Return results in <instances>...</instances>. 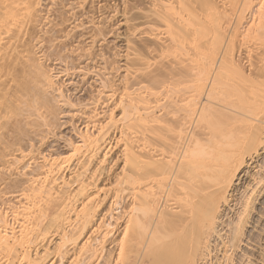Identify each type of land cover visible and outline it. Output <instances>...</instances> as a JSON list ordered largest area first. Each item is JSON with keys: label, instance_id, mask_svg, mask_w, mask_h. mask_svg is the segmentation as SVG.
Instances as JSON below:
<instances>
[{"label": "bare ground", "instance_id": "obj_1", "mask_svg": "<svg viewBox=\"0 0 264 264\" xmlns=\"http://www.w3.org/2000/svg\"><path fill=\"white\" fill-rule=\"evenodd\" d=\"M72 1L59 24L50 18L53 38L42 0H0V131L9 132H0V264H253L254 249L264 264V236L255 234L264 232V0ZM77 14L88 27H73ZM118 14L122 53L104 45ZM56 39L66 44L61 56L76 55L70 64L98 58L103 66L75 108L93 128L73 124L79 145H66L75 158L69 176V157L31 168L25 152L14 162L6 153L25 129L32 134L21 126L24 112L73 100L46 64L45 41L50 51ZM180 115L181 126L169 129ZM115 138L116 196L98 215L96 182L110 169Z\"/></svg>", "mask_w": 264, "mask_h": 264}, {"label": "rangeland", "instance_id": "obj_2", "mask_svg": "<svg viewBox=\"0 0 264 264\" xmlns=\"http://www.w3.org/2000/svg\"><path fill=\"white\" fill-rule=\"evenodd\" d=\"M71 2H73L72 0H69V2H68V0H42V4H43V9H44V14L46 15V13H47V15L45 16L46 17V20H47V22L48 23H52L53 21H55L56 20V18H55V15H56V17H57V19H58V21L56 20V22L59 24V22H60V20H61V17H63V15L65 16L66 15V10H67V8H68V3H69V5L71 4ZM67 4V5H66ZM120 4H122V3H117V6L119 5L120 6ZM67 7L66 9H64L65 7ZM117 7V10H119L118 8H120V10L119 11H121V7ZM61 7L63 8V9H61ZM58 9H59V11H58ZM55 10H57V12L55 11ZM117 10H115L116 12H117ZM64 11V12H63ZM54 12V13H53ZM64 14H63V13ZM63 14L62 16H60V14ZM55 14V15H54ZM60 16V17H59ZM82 15H79V14H77V18H76V20L77 21H75V22H73V23H75V24H73V27L74 26H78V23H80L79 25L80 26H78L80 29L82 28V27H84L85 25H89V18L88 19H86V17H81ZM120 17L122 18V19H120ZM250 16H248V15H246V18H249ZM53 20H51V19ZM83 20H82V19ZM116 18V19H115ZM51 21H50V20ZM60 19V20H59ZM80 19V20H79ZM114 19V21H113V29L114 30H112V32H110L108 35H106V37H105V42H106V44H105V42H104V45L106 46H111V47H113L112 49H116V50H119L120 48V52H118V53H122V51H123V47H124V45H122V44H124L122 41H124V37H126V32H125V30L127 29L126 28V26H124L125 25V23H123V16L121 15V14H118L117 15V17H114L113 18ZM46 20H45V22H46ZM80 22H79V21ZM87 20V21H86ZM116 20V21H115ZM120 21V22H118V21ZM84 21V23H82V22ZM45 23L44 24V26H45V28H47V27H49V29H50V24H48V23ZM87 22V23H86ZM57 23H54L55 24V27H56V24ZM48 24V25H47ZM77 24V25H76ZM81 24H83V26L81 25ZM115 24V25H114ZM118 24V25H117ZM47 25V26H46ZM82 26V27H81ZM114 26H115V28H114ZM55 28L54 26H53V23H52V25H51V31H53V28ZM86 27H88V26H86ZM86 27H84V28H86ZM44 28V29H45ZM79 28H77L76 30L78 31V29ZM82 30V29H81ZM84 30V29H83ZM49 31V30H48ZM77 31H74L75 33L77 32ZM54 31H53V33L52 32H50V34L48 33V35H50V36H58V34L57 33H55L56 35H54ZM52 34V35H51ZM74 34V33H73ZM77 34V35H76ZM73 37H79L80 35H81V32L79 31V35H78V32L76 33ZM47 35V36H48ZM123 35V36H122ZM125 35V36H124ZM50 36H48L49 38H50ZM52 36V37H53ZM47 37V38H48ZM52 37L50 38V40H55V39H52ZM53 37V38H54ZM57 38V37H56ZM71 39H72V36H71ZM123 39V40H122ZM70 40V39H69ZM74 41V38H73V40H70V41H68V45H70V42H73ZM46 42V49H48V52L46 53V51L47 50H45L44 51V53H45V55H46V58H47V60H46V64L49 66V68L53 71V73L56 75V76H58V78L56 77L55 78V80H56V82H57V84L59 83H62V84H58V87L59 86H62V87H64L63 88V90H64V92H65V95L67 96V97H69V99H67V102L68 101H70L71 102V100L73 99H75L74 101L72 100V102L71 103H76L80 98H81V101H78V103H76L77 105H75V107L73 108L72 106H74V105H72L70 102V106H69V104L68 103H66V98L64 99L65 100V105L67 104L68 106H69V108H67L68 106L66 105V106H63V105H61V103L63 102V101H59V98L58 99H56L55 101H54V98L52 97V95H50L52 98H50V99H52L53 101H52V104H53V106L54 105H56L54 108H53V106H52V108H42V106H41V108H40V106H38V105H40V104H38L37 106H38V108L39 109H41V112L39 113V110L37 111V114L39 113V115H37V114H35L36 113V110H34L33 109V107H28V110H30L31 108H32V110H34L35 112H33L34 114H35V116L30 112V111H28V113L30 112L33 116H29V114H28V116H26V112H24L23 113V111H22V116H20V118L21 117H23V114H24V116H25V120H26V122H25V124L23 123V125H21V126H23V128H24V126H25V128H27V129H29V124H30V126L32 125V129L34 130H32L31 129V127H30V130H32V134L31 133H29V132H27L26 131V129H25V131H24V129H22V131H24V133H22V134H20V133H16V132H13L12 134L10 133V135H9V137H13V138H15V137H17L19 134L21 135V137H23V136H25V137H23V138H21V140L23 139V142L21 141V142H19L20 140H19V138H20V135L17 137L18 138V140H17V138H16V140L19 142V143H21V145L19 146V144H18V142H16L13 138H10V139H13V141H15L14 143H16L15 145L17 146H15L12 142V140H10L11 141V143L13 144V146H11V147H9L8 148V150H6V153H7V156L10 154H12L11 156L9 155L8 156V159L10 160V158H11V162L13 161V160H15V158H16V160L18 159V158H21V156L22 155H24L25 153V155H24V157L22 156V159H23V161H24V163H30L31 162V164H32V166H31V168L33 167V166H35V163H37V162H40L41 163V161H42V159H44L43 161H42V163L43 162H45L44 164H42L41 163V165H44L45 166V164L49 161V159H52L51 157H57L56 155H58V154H60L61 155V157H60V162L64 165V163L67 161V159L66 158H68L70 155H69V149L67 150V146L66 145H68L69 143L70 144H73V145H75V147H77L79 144L77 143L78 142V140H79V134L77 133V131L79 132L81 129L83 130V129H88L89 127H90V125H91V127H92V124H90L91 123V121H89L88 122V120H85L86 122L85 123H87V124H85L84 122H83V120L82 119H85V118H78V117H80L79 116V108L81 107V105L83 104V102H85L84 100H86V99H88V97L86 98V96H88L89 95V92H90V89H87L86 87H89L90 85H91V83H93L94 82V84L96 85V86H98L99 85V83L96 81L95 82V80H97V79H99V77L97 76V75H99V74H101V71H103L102 69V67L103 66H99V64L101 65L102 63H101V61H98V58H97V63H96V58H93V59H95V60H93V61H90L89 62V65H91L89 68L90 69H88L87 67L89 66L88 65V62L86 63V62H84V61H82V62H78L79 63V65H75L76 64V61H71V64H70V60L71 59H74V57L76 56H74V55H72L73 53H69L70 54V56L69 57H67L66 55H68V53L66 52V55L64 54V52L65 51H63V56L67 59V62L66 61H63V59L64 60H66L65 58H63V56H61L62 55V50H64V48L62 47V46H64V44L65 43H63L62 41V43H60V40H58L57 41V39H56V41H54V43L55 42H57V44L59 45V44H61V45H59V47L57 48V50H54V48L56 49V47L58 46H54L55 44H53V46L52 47H54V48H52L50 51H52V50H54V51H52V52H50L49 51V48H47V45L49 44V45H51V43H49V41H45ZM47 42H48V44H47ZM109 44V45H108ZM66 45V44H65ZM73 45V44H72ZM101 44H99L97 47H99ZM122 45V46H121ZM60 46H61V48H60ZM102 46V45H101ZM104 46V47H105ZM44 47H45V43H44ZM50 47V46H49ZM70 47V46H69ZM96 47V48H97ZM104 47H101V48H104ZM101 48L99 47V49L98 50H96V52H101L102 50H104V49H102L101 50ZM58 49H59V53L60 54H58ZM61 49V50H60ZM55 52H57L56 54H58V57L59 56H61V57H57V55H55V56H50V54L51 53H55ZM88 52H89V50H88ZM90 52H91V50H90ZM89 52V53H90ZM95 50H92V53H94V55H95ZM98 52V53H99ZM48 53H49V55H48ZM91 53V54H92ZM98 53H96V54H98ZM53 55V54H52ZM72 55V56H71ZM47 56H49V58L47 57ZM74 56V57H73ZM54 57V58H53ZM73 57V58H72ZM50 58H53V59H50ZM62 58V59H61ZM70 60H69V59ZM49 59V60H48ZM60 59L63 61V62H65V63H63L62 61H60ZM51 60V61H50ZM53 60V61H52ZM60 61V62H58V61ZM100 60V59H99ZM74 62V63H73ZM91 62H94V65H93V63L92 64H90ZM100 62V63H99ZM77 63V64H78ZM95 63H96V65H95ZM51 65V66H50ZM73 65H75V66H73ZM68 66V67H67ZM69 66H70V68H69ZM82 68H81V67ZM86 66V67H85ZM92 66H93V68H92ZM96 66V67H95ZM83 67L86 69H83ZM95 67V68H94ZM106 66H104V68H105ZM67 68H68V70H67ZM72 68H73V70H72ZM75 68V69H74ZM81 68V69H80ZM92 68V69H91ZM77 69V70H76ZM83 69V70H82ZM94 69V70H93ZM66 70V71H65ZM92 70V71H91ZM96 70V71H95ZM89 73H88V72ZM91 71V72H90ZM66 72V73H65ZM94 72H96V73H94ZM99 72V73H98ZM85 73V74H84ZM88 73V74H87ZM90 73H92V74H90ZM81 76H84L83 77V79H82V77ZM94 78H93V77ZM89 77V78H88ZM86 79V80H85ZM59 80V81H58ZM87 81H89V82H87ZM87 82V83H86ZM88 83H90V85L88 84ZM96 83H98V84H96ZM85 84H88L86 87H85ZM94 84H92V86L94 85ZM82 86V87H81ZM41 87H42V85H41ZM83 87H85V88H83ZM91 87V86H90ZM89 87V88H90ZM85 89V90H84ZM87 89V90H86ZM87 91V92H86ZM89 91V92H88ZM88 93V94H87ZM56 96V93H53V96ZM54 96V97H55ZM56 97H58V96H56ZM71 97V98H70ZM24 98H26V97H24ZM24 98H23V102H25L24 101ZM29 98V97H28ZM84 98H86V99H84ZM71 99V100H70ZM82 99H84L83 100V102H82ZM29 99H27L26 100V102L28 101ZM60 102V104H58ZM80 102H82V104H80ZM56 103V104H55ZM21 105V104H20ZM23 105V104H22ZM21 105V107H22V109L24 110V108H27L25 105H26V103H24V108H23V106ZM79 105H80V107H79ZM36 106V107H37ZM76 106H78L79 108L77 109L76 108ZM36 107H34L35 109H38V108H36ZM30 108V109H29ZM59 108V109H58ZM61 108V109H60ZM72 108V109H71ZM75 108L78 110V111H75ZM44 109V111H46L47 110V113H49V111H50V113L48 114V115H44V116H42L43 114H41L42 113V110ZM52 111H51V110ZM27 110V109H26ZM26 110H24V111H26ZM54 110H56L55 111V113L53 112ZM77 112L79 113V114H77ZM46 113V112H45ZM89 113V112H88ZM96 113V112H95ZM99 112L97 111V114H98ZM91 114V113H90ZM118 114V112L116 113V115ZM37 115V116H36ZM92 115V114H91ZM39 116V117H38ZM50 116H52V117H50ZM53 116L55 117V118H53ZM77 116V117H76ZM12 117L13 116H10V118H11V120L12 121H14L13 119H12ZM37 117H38V119H37ZM42 117V118H41ZM45 117H46V119H45ZM50 117V118H49ZM10 118H8V120H7V118H6V122L8 121H10V123L12 124V121L11 120H9ZM18 119H19V116L17 117ZM27 118H30V119H28L27 120ZM31 118H33L32 120H33V123H35V125L34 124H32L31 122ZM16 119V118H15ZM21 119H24V118H21ZM37 119V120H36ZM44 119V121L43 122H41L40 120H43ZM52 119V120H51ZM30 120V121H29ZM36 120V121H35ZM35 121V122H34ZM38 121V122H37ZM51 121V122H50ZM81 121V122H80ZM7 122V123H8ZM27 122H28V124H27ZM30 122V123H29ZM176 123L175 124H171V125H169L168 126V128L169 129H172V130H174V128H177V127H180L181 126V115L180 116H178L177 118H176V121H175ZM6 123V125H5V127L6 126H9V127H11L10 125L11 124H7ZM44 123H45V126H44ZM48 123H50V124H48ZM42 124V126H40ZM73 124L75 125V127L76 126H78L77 127V131L75 130V127L73 126ZM84 124V125H83ZM33 125L35 126V127H33ZM88 125V126H87ZM26 126H28V127H26ZM93 126H95L94 124H93ZM88 127V128H87ZM93 128V127H92ZM5 128L3 127L2 129H1V131L0 132H3V133H6L7 132V129H5ZM10 129V128H9ZM3 130V131H2ZM36 130V131H35ZM40 130V131H39ZM81 130V131H82ZM5 131V132H4ZM29 131V130H28ZM80 131V132H81ZM25 132H27L29 135H32V136H28V134L27 133H25ZM31 132V131H30ZM34 132V133H33ZM8 133L9 132H7V134H5V135H8ZM14 133H15V135H14ZM75 133L76 134H78V135H75ZM174 133H175V131H171V132H169V133H167V135H169V137H172V138H174ZM18 134V135H17ZM27 134V135H26ZM37 134V135H36ZM28 136V137H27ZM8 137V136H7ZM25 138V139H24ZM30 140H29V139ZM26 139H28L27 140V142L28 143H30V141H31V143L28 145V144H26ZM174 140H177V138H176V135H175V138H174ZM72 141H75V142H73L72 143ZM117 140H116V138L113 140V142L111 143V145H110V148H109V155H108V157H106V159H107V161H106V165L109 167V165H110V169L109 170H105V172H104V170H103V172H101V173H99V179H98V182H96L97 183V186L99 185V187L100 188H102V190H101V193H100V198H98L97 200L98 201H100V207H99V210L97 211L98 212V215H101V214H103V212H105V211H108V210H110L111 209V203L112 202H114V200H115V197L114 196H116L115 194V189L117 188L116 186L117 185H115L116 183H115V180H116V172L118 171V169H119V167L120 166H118L119 164V162L117 163V160L119 159L118 157H120V153H119V156H118V152H120V151H118V150H121L122 148H121V143H117L116 142ZM66 142V143H65ZM32 144V145H31ZM118 144H119V146H118ZM30 145H31V147H33V148H31L30 147ZM15 146V147H14ZM120 148V149H119ZM17 150V151H16ZM22 150V151H21ZM15 151V152H14ZM20 151V152H19ZM23 152H25L24 154H23ZM19 153H21V154H19ZM30 153V154H29ZM20 155V156H19ZM68 155V156H67ZM47 156V157H46ZM14 159H13V158ZM46 157V158H45ZM49 157V158H48ZM25 158H27V159H25ZM118 158V159H117ZM64 159V160H63ZM69 159H71L72 161H69ZM15 160V161H16ZM37 160V161H36ZM22 161V160H21ZM63 161H65L64 163H63ZM69 161V163H67ZM68 161L65 163L66 165L65 166H63V168L66 170H64L66 173H67V176H69L70 174H71V172L69 171V170H71V171H73L72 169L74 168L73 166L75 165V158H71V157H69L68 158ZM14 162V161H13ZM108 162V163H107ZM39 163V164H40ZM49 163V162H48ZM69 164V165H68ZM73 164V165H72ZM48 165V164H47ZM46 165V166H47ZM64 172V173H65ZM70 172V173H69ZM66 173H65V175H66ZM102 173H103V175H102ZM17 171H16V174H14V177L12 176V177H10L11 179H9L10 181V183H8L10 186H8L7 185V187L9 188H7L6 187V189H7V191L8 190H11L10 192H13L14 191V189H15V187H16V185H17V183H16V179L15 178H17ZM69 174V175H68ZM101 174V175H100ZM115 175V176H114ZM12 179H14V180H12ZM115 188V189H114ZM9 192V191H8ZM115 193V194H114ZM113 198V199H112ZM262 202H264V201H262ZM258 204V203H257ZM0 206H1V203H0ZM257 206H259L258 208L260 209L262 206H261V203H259ZM110 207V208H109ZM116 208V207H115ZM118 211V210H117ZM9 217H10V215H9ZM11 218V217H10ZM9 218V219H10ZM259 227H260V225H258ZM258 232H260V230H256V232H255V234L257 235V236H259V238H261V237H263L264 236V232L262 233V232H260V233H258ZM263 235V236H262ZM55 240V241H54ZM53 241V242H52ZM55 242H56V239H55V235H54V237H53V239L51 238L50 239V241H49V245H50V247L52 248V247H54L53 245H55ZM251 253H253V254H255L254 256H252L251 258H253V260H254V263L256 264V262L257 263H262V256H261V253L260 252H257V249L255 250H251ZM258 257H257V256ZM255 256L258 258H255ZM250 258V259H251ZM253 260H252V263H253ZM253 263V264H254ZM62 264H65V263H62Z\"/></svg>", "mask_w": 264, "mask_h": 264}, {"label": "snow or ice", "instance_id": "obj_3", "mask_svg": "<svg viewBox=\"0 0 264 264\" xmlns=\"http://www.w3.org/2000/svg\"><path fill=\"white\" fill-rule=\"evenodd\" d=\"M262 10H264V6H262Z\"/></svg>", "mask_w": 264, "mask_h": 264}]
</instances>
